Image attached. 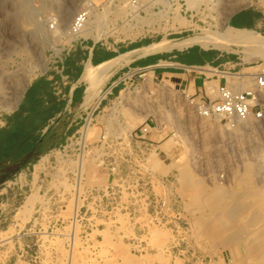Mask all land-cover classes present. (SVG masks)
<instances>
[{
  "label": "rangeland",
  "instance_id": "374dc122",
  "mask_svg": "<svg viewBox=\"0 0 264 264\" xmlns=\"http://www.w3.org/2000/svg\"><path fill=\"white\" fill-rule=\"evenodd\" d=\"M84 8L106 37L69 32ZM245 9L264 17V0H200L192 7L188 0H0V125L75 43L114 49L116 56L138 47L107 72L85 107L79 80L80 101L51 125L32 161L1 165L12 145L28 142L34 117L15 118L17 133L2 137L0 264H264V120L199 116L185 77L212 76L198 69L211 64L179 66L171 55L227 56L218 70L233 74L261 67L264 57L246 59L236 45L148 53L170 56L158 64L176 72L157 75L151 65L140 66L148 68L133 83L126 79L105 94L130 59L147 55L140 49L215 33ZM238 28L264 36L259 27ZM45 93L42 84L29 104L38 110ZM145 124L144 139L135 138Z\"/></svg>",
  "mask_w": 264,
  "mask_h": 264
},
{
  "label": "crops",
  "instance_id": "0c3cea01",
  "mask_svg": "<svg viewBox=\"0 0 264 264\" xmlns=\"http://www.w3.org/2000/svg\"><path fill=\"white\" fill-rule=\"evenodd\" d=\"M228 24L232 27L236 26H250V27H259L260 31L264 33V17H262L258 12H253L252 10H241L231 17L228 18ZM138 47H132L127 50H135ZM79 52L81 56L78 59H74V54ZM126 52V51H125ZM182 57L181 54H178ZM177 54L171 55L174 59V63L183 66L186 62H203L191 60V57H200L201 55L195 54L194 52H186L184 54V58H180ZM116 56V50L109 49L107 47H103L101 45H89L87 42L85 43H75L72 48L66 52V56L64 61H62L63 70L62 74L64 77L56 71L52 70L48 72L45 76L39 77L30 86L28 87L25 95L23 96L21 102L16 106V108L7 116L4 117V121L0 125V146L2 137L5 135L11 137V135H15L17 133L18 126H15L14 120L15 118H28L30 116L34 117L35 120L33 124L29 125L27 128V132L25 136H33V139H28V142L25 145L17 148L18 144L12 145V148L6 153L5 156L1 158V165L5 168L12 167L15 163L21 162L23 165L26 162H30L33 160V155L39 151L40 147L45 145V135L60 117L64 114L70 112L75 109V105L80 101L81 95V86L79 82V69L80 65L83 62H89L90 64H98L105 60H108L112 57ZM163 55H153L147 54L144 56H137L129 60L130 66H124V70L132 69L140 66L151 65L153 66V72L157 75L164 74H173L176 72L175 69L160 66L158 62L163 60ZM164 59H168L170 56L164 55ZM212 57L209 53L203 54V60L209 62L212 67L219 68L223 63L228 60L227 56L224 57ZM176 59V61H175ZM189 60V61H187ZM73 67L77 68L75 70ZM264 65L261 67H247L245 69H239L240 74H243V81L246 82L249 77L247 74L260 71L263 69ZM242 72V73H241ZM119 73V72H117ZM121 73V72H120ZM114 77V75L112 76ZM119 78V74L115 81ZM185 81H188V84H193L196 93H206L210 96L216 95V86L220 83L221 79L219 74L213 73V76L206 80L204 76H187L185 77ZM114 82V81H112ZM182 83V82H181ZM210 83V84H207ZM46 86L45 95L38 97L40 101L39 109H35L32 107L29 102L32 96L36 93L37 88L41 85ZM120 82L117 85H113L111 89V94L116 93L118 88L120 87ZM73 108V109H72ZM31 130V133L29 134ZM61 138L58 141L53 142L49 147L59 146L62 142ZM6 175V174H4Z\"/></svg>",
  "mask_w": 264,
  "mask_h": 264
},
{
  "label": "built area",
  "instance_id": "2783aa9c",
  "mask_svg": "<svg viewBox=\"0 0 264 264\" xmlns=\"http://www.w3.org/2000/svg\"><path fill=\"white\" fill-rule=\"evenodd\" d=\"M89 19V13L87 9H81L73 17L69 32L76 35L81 32ZM153 69V66H151ZM148 67H137L127 69L122 72L117 81L111 82L108 88L105 90V94H111L113 85H117L119 82L124 83L127 79L134 82V76L139 71H143ZM216 70V73L220 76V83L216 86V95L210 96L204 93H197L195 97L190 98V103L193 104L194 111L204 118H224L226 120H236L240 122L247 121L249 119L255 122L264 120V67L260 71L247 74L249 79L244 82L243 74L237 73L236 76H229L233 74L229 70H218V68L209 66ZM55 70L64 77L62 74L63 65L62 60L55 67ZM215 73V74H216ZM213 76V74H211ZM212 76H206L208 79ZM141 77V75H137ZM144 79V78H143ZM149 125L145 124L140 127L135 133V138L144 139L146 133H148ZM104 139V136H102ZM80 143V142H79Z\"/></svg>",
  "mask_w": 264,
  "mask_h": 264
},
{
  "label": "bare ground",
  "instance_id": "6f19581e",
  "mask_svg": "<svg viewBox=\"0 0 264 264\" xmlns=\"http://www.w3.org/2000/svg\"><path fill=\"white\" fill-rule=\"evenodd\" d=\"M199 1L200 0H188V6L189 7L195 6ZM87 5L88 4H86V6ZM219 29L220 30L215 31V33H204L201 36L183 37L177 41L171 42L166 45H160V46L149 45V46H146L140 49V53L148 54V53H153V52L167 51L170 49L182 50L194 44L199 45L202 48L212 46L214 48H219V49L227 48L229 45H236V46L241 47L242 50L245 52L246 59H250L252 57H261V58L264 57V36L259 34L257 31L252 30V29L227 26L226 24L222 25V27ZM105 30L106 29H103L99 20L98 21L87 20L85 26L83 27L80 33L84 37H87V39L90 38L93 41H97L100 38H104L107 36V32ZM135 51L137 50L119 54L113 58H110L98 64H90L89 62H86L84 64L83 71L79 77V80L85 84L84 96L80 103L82 107H85L92 102L93 98L97 95L98 86L101 84L102 81L106 79L107 72L111 68L121 63H125L127 59L131 57V54ZM198 69L207 74L216 73L215 69H212L209 67H200ZM216 74H221V73H216ZM228 75L236 76L237 73L228 74ZM87 129H88V125L86 123L85 125L82 126V137H81L82 142H84V139L86 137ZM82 166L83 165L81 163V158H80L77 164L78 173H80V171L82 170L81 169ZM35 167H37V164H35ZM64 180H60V182L61 181L63 182ZM62 182L61 184L64 185V183ZM77 191H79V189ZM33 195L35 196L34 193ZM33 195L30 194L27 199L30 205L35 200V197ZM24 208L25 206L22 208V210Z\"/></svg>",
  "mask_w": 264,
  "mask_h": 264
},
{
  "label": "flooded vegetation",
  "instance_id": "af4514ba",
  "mask_svg": "<svg viewBox=\"0 0 264 264\" xmlns=\"http://www.w3.org/2000/svg\"><path fill=\"white\" fill-rule=\"evenodd\" d=\"M203 58V56L202 57H191L190 59L191 60H196V61H200L201 59Z\"/></svg>",
  "mask_w": 264,
  "mask_h": 264
},
{
  "label": "trees",
  "instance_id": "16d2710c",
  "mask_svg": "<svg viewBox=\"0 0 264 264\" xmlns=\"http://www.w3.org/2000/svg\"><path fill=\"white\" fill-rule=\"evenodd\" d=\"M162 57H163V59L165 58L164 55H163ZM175 60H176V59H175ZM187 61H189V60H187ZM26 132H27V131H26ZM26 132H25V133H26ZM30 133H31V130H30L29 134H30ZM27 139H33V136H31V134H30L29 136H27Z\"/></svg>",
  "mask_w": 264,
  "mask_h": 264
}]
</instances>
